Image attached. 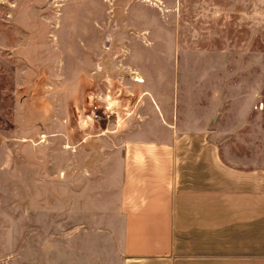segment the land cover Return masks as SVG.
I'll list each match as a JSON object with an SVG mask.
<instances>
[{
    "label": "rangeland",
    "instance_id": "374dc122",
    "mask_svg": "<svg viewBox=\"0 0 264 264\" xmlns=\"http://www.w3.org/2000/svg\"><path fill=\"white\" fill-rule=\"evenodd\" d=\"M200 148L264 169V0H0V264H120L122 159Z\"/></svg>",
    "mask_w": 264,
    "mask_h": 264
},
{
    "label": "crops",
    "instance_id": "0c3cea01",
    "mask_svg": "<svg viewBox=\"0 0 264 264\" xmlns=\"http://www.w3.org/2000/svg\"><path fill=\"white\" fill-rule=\"evenodd\" d=\"M127 153L120 264H264V169L226 165L216 148L185 150V164L172 149Z\"/></svg>",
    "mask_w": 264,
    "mask_h": 264
}]
</instances>
